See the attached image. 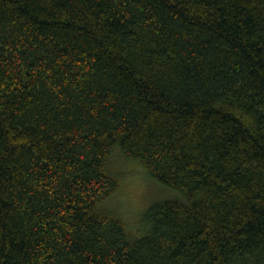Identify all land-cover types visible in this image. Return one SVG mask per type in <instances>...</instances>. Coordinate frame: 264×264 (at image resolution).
<instances>
[{"label": "trees", "instance_id": "obj_1", "mask_svg": "<svg viewBox=\"0 0 264 264\" xmlns=\"http://www.w3.org/2000/svg\"><path fill=\"white\" fill-rule=\"evenodd\" d=\"M0 264H264V0H0Z\"/></svg>", "mask_w": 264, "mask_h": 264}, {"label": "rangeland", "instance_id": "obj_2", "mask_svg": "<svg viewBox=\"0 0 264 264\" xmlns=\"http://www.w3.org/2000/svg\"><path fill=\"white\" fill-rule=\"evenodd\" d=\"M109 166L119 176L120 185L105 206L119 213L136 234L146 230L143 216L153 202L181 196L179 190L155 181L141 162L127 158L119 150L111 155Z\"/></svg>", "mask_w": 264, "mask_h": 264}]
</instances>
